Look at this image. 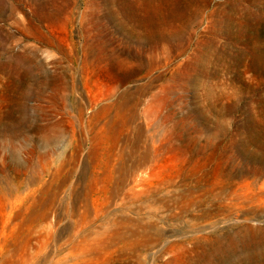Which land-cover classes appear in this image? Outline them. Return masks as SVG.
<instances>
[{
    "label": "rangeland",
    "instance_id": "1",
    "mask_svg": "<svg viewBox=\"0 0 264 264\" xmlns=\"http://www.w3.org/2000/svg\"><path fill=\"white\" fill-rule=\"evenodd\" d=\"M240 179L264 0H0V264H264V207L209 197Z\"/></svg>",
    "mask_w": 264,
    "mask_h": 264
},
{
    "label": "bare ground",
    "instance_id": "2",
    "mask_svg": "<svg viewBox=\"0 0 264 264\" xmlns=\"http://www.w3.org/2000/svg\"><path fill=\"white\" fill-rule=\"evenodd\" d=\"M221 192L223 195H220ZM218 193L219 196L216 197ZM209 197L213 200L217 198L216 204L221 212L240 213L243 210L257 209L264 207V182L258 183L246 179L232 180L229 184L214 189L212 196ZM199 199L204 198L201 196Z\"/></svg>",
    "mask_w": 264,
    "mask_h": 264
}]
</instances>
